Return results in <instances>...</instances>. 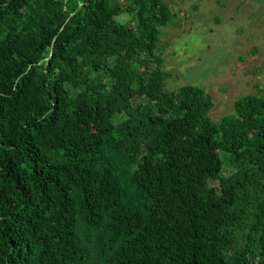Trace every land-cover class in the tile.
<instances>
[{"label":"trees","instance_id":"obj_1","mask_svg":"<svg viewBox=\"0 0 264 264\" xmlns=\"http://www.w3.org/2000/svg\"><path fill=\"white\" fill-rule=\"evenodd\" d=\"M130 4L0 0V264H264V97L168 91Z\"/></svg>","mask_w":264,"mask_h":264},{"label":"rangeland","instance_id":"obj_2","mask_svg":"<svg viewBox=\"0 0 264 264\" xmlns=\"http://www.w3.org/2000/svg\"><path fill=\"white\" fill-rule=\"evenodd\" d=\"M133 0H111L121 10L115 22L132 26ZM173 21L160 27L156 54L167 73L166 89L186 84L212 97V120L235 114L234 103L246 95L264 97V0H164ZM130 101H146L137 93ZM116 120L122 121L118 115ZM211 181L219 186L227 175Z\"/></svg>","mask_w":264,"mask_h":264}]
</instances>
